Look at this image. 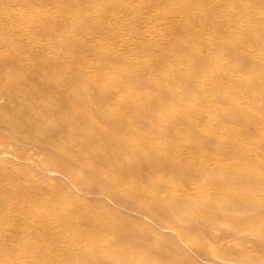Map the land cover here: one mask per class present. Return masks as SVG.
<instances>
[{
	"label": "rangeland",
	"instance_id": "obj_1",
	"mask_svg": "<svg viewBox=\"0 0 264 264\" xmlns=\"http://www.w3.org/2000/svg\"><path fill=\"white\" fill-rule=\"evenodd\" d=\"M250 28L264 31V0H0V264H171L163 244L131 243L142 236L131 224L154 228L131 200L158 216L159 195L213 203L177 210L180 222L163 216L180 239L207 249L213 240L196 227L203 217L239 209V193L264 205V180L250 177L264 172V42ZM136 67L139 83H128ZM110 89L106 102L96 98ZM68 104L90 115L83 130ZM246 109L261 120L244 118ZM114 116L127 121L117 137L136 159L104 139ZM141 139L151 145L139 151ZM110 181L128 192L122 204ZM27 207L43 227L23 224ZM244 217L240 208L212 231L226 238L216 250L262 252L247 234L231 237ZM251 224L264 233V222Z\"/></svg>",
	"mask_w": 264,
	"mask_h": 264
},
{
	"label": "bare ground",
	"instance_id": "obj_2",
	"mask_svg": "<svg viewBox=\"0 0 264 264\" xmlns=\"http://www.w3.org/2000/svg\"><path fill=\"white\" fill-rule=\"evenodd\" d=\"M186 26L187 25H185V27ZM252 30L254 33L252 32ZM251 32L253 34V38L255 40H257L258 43L260 42V45H261L264 42V31L258 32V30L256 31L255 29L252 28ZM222 48L226 49V50L230 49V47L227 45L222 46ZM205 59L203 61L201 60L202 64L207 63V60H205ZM251 61L255 62V63L258 62L256 57H254ZM262 62H264V60H262ZM133 74L127 75L125 79L128 83L138 84L140 76H139L137 67H136L135 75H133ZM191 75H192L191 73H188L186 75V78L191 79L192 78ZM114 80H115V82H120V80L117 77H115ZM194 81H195V83L197 82L196 83L197 85H198V83H200V80H198V79H195ZM238 85H239L238 86L239 88L243 86L240 82ZM112 91L114 92V89L113 90L110 89L107 92L105 91L102 93H98V95H97L98 97H96V98H98L99 101L101 100L102 102H106L105 99H107L108 97H111L110 95H112V93H113ZM201 91L202 90H200V92ZM201 93L204 97H206L204 92H201ZM27 95H30V94L28 93ZM226 98H228V96ZM1 99H3V96L0 94V100ZM77 101H79V100H77ZM229 101L232 103L231 100H229ZM107 103H109V101H107ZM65 105H67V104H65ZM67 107L68 108L71 107L72 111L74 112L73 114H74L75 119H74V123L72 122L73 123L72 126L76 129L81 128L82 130L84 129L83 127H87V125H88L87 121H89V119L91 118L90 115H88L85 112L80 111L74 105L68 104ZM240 113H243L245 115V116L242 115L244 118L249 114L251 116H254V119L256 122L261 120L260 116L251 114L250 111L247 109L241 111ZM232 115H233V113L230 114V116H232ZM109 118H112V117H109ZM113 118H114L115 124H116V131L111 133V134L104 132V135H105L104 139L108 140V142L110 143V148L114 149L120 155H121V153L122 154L130 153L133 156L132 158L136 159L135 157L137 154H139V152L137 150L136 151L131 150L128 147V143H129L128 140H124V139L119 140L117 137V133H119V131H121L125 128L127 129V127L129 128L127 121H125L122 117H119V116H114ZM90 141L97 143L100 140H99V137L94 133L93 137L91 138ZM216 141L217 142L219 141L218 138H216ZM1 145L4 146L5 143H3V140L0 137V146ZM148 145L149 146L151 145L150 140L141 139V146L139 148V151H142V149H144ZM4 147H6V146H4ZM100 151H102V148L100 149ZM160 156L163 157L162 153H160L159 157ZM164 159H167V157ZM144 163L145 162H138V166H141ZM192 167H193V165H192ZM197 167L204 168V169L208 168L205 161H202V162L200 161V163L198 164ZM219 168L222 170L227 169L230 174H232L234 172V171L228 169L224 165H220ZM188 176L190 178V175H188ZM250 177L253 179H263L264 180V172H262V173H260L259 171L251 172ZM108 183L111 184V188L113 189V193L111 194L113 198H111V200L113 202H116L117 204H122L120 202H122L124 199H126L125 196L127 195L128 192H126L124 190L114 192V189H115L114 187L117 185V183L115 181H110ZM155 199H154V201L156 202L155 206L158 207L163 212L162 213L163 216L166 215V216L172 217L175 220H178L179 222L182 221V217L176 216V212L179 209L183 208L186 210V212H191V214L193 215V213H194L193 211H194L196 203L200 204L202 206H205V207H209V208L215 207V205L211 202H208L204 199H200V200L195 199L193 197L186 198L182 202L180 201V202L173 203V204L166 203L165 198L162 197L161 195L157 196V198H155ZM235 199H236L237 204H238L237 207H239V209L240 208L242 209V211L245 214V217L243 218V220H241V222L237 223L234 226L233 232L231 233V237L238 238L241 234H247L246 237L254 240L256 244L260 245L259 249L262 252L256 254L251 259H246L242 255L234 257L229 252H225V251L219 252L218 250H216L218 248L217 246H220L218 244L225 241L226 238H223V237L219 238L218 236H216V234L214 235V233L212 231L217 229V228L220 229L219 227L223 225V222L228 218V216H230V215L233 216L234 214H237L239 209H237L236 207H234L232 205L227 210H225L222 214H220L218 216L206 215L205 217H203L200 226L196 225V227L203 228L206 235L208 237H210L211 240H213V243H212L213 247L211 249H207L204 247H200V248L192 247L191 241H188L185 239H180L179 236L176 235V233H175V232H177V230H176L177 228H175L168 221H165L163 216L153 215L150 213V211L143 209L142 207L144 205L146 206V204L144 203L145 200L140 199V198H135L134 201L131 200L132 201L131 202L132 207L141 208L142 209V215L146 219L153 222L154 228L152 230H146L137 224H131L129 226L130 227L129 229H131L132 231H135V232L140 231L142 236H139V235L133 236L132 235L130 237V241L132 244H136L139 249L150 248L154 244H156V245L157 244H163L167 248L166 252H164V255L169 257V259L173 260L172 261L173 263H171V264H202V263L203 264H264V233L263 232L257 233V232H254L253 230L250 229V227L253 226V224L250 225L251 222H254V223L255 222L256 223H263L264 222V215L257 214L256 216H254L251 213L252 211H255V212L261 211L262 209H264V205L260 204L255 199V197L253 195H251V193H249V192L239 193L236 195ZM23 211L27 213V216H25V219H23V221H24L23 224H26V223L31 224V225L35 224V227L38 226L39 228L44 226L43 223H45V222L35 223L34 221L31 220V217L29 215L31 213H35L34 210L29 209V208H28V210H25V208H23ZM44 220L46 221V219H44ZM115 225L116 224H110L108 226V228H111V227L113 228ZM125 229H127V228L125 227ZM122 230H124V229H122ZM54 239H57V238H54ZM69 255L77 256V254H75L73 252H70ZM191 255L195 256L197 260L194 262L190 261L189 257ZM90 256L95 258L96 254L93 252H90ZM104 258H107V256L106 257L103 256L101 259L104 260ZM132 262H133V259H132V257H130L125 262V264H132Z\"/></svg>",
	"mask_w": 264,
	"mask_h": 264
}]
</instances>
